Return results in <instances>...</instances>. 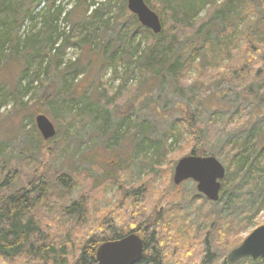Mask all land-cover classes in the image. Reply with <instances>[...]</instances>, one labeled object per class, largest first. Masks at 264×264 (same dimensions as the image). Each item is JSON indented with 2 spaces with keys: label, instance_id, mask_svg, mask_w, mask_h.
<instances>
[{
  "label": "rangeland",
  "instance_id": "rangeland-1",
  "mask_svg": "<svg viewBox=\"0 0 264 264\" xmlns=\"http://www.w3.org/2000/svg\"><path fill=\"white\" fill-rule=\"evenodd\" d=\"M108 1L99 0V15L85 24L77 25L81 8L67 19L62 15L55 20L53 24L56 27L49 25L50 22L44 25L42 17L33 22L26 21L31 29H21L18 55L12 54L15 45H5V61L0 66V157L7 160L12 157L21 169L24 181L33 176L35 168L48 176L53 192L52 200H48L46 205L56 206H52L51 216L60 220L64 230L69 225V217H62V206L77 198H85L89 218L85 229L82 228L85 231L79 228L83 238L98 234L96 231L100 228L103 213L121 198L117 184L103 182L102 170H108L114 177L120 176L134 184L144 185L148 189L147 194H143L145 198L156 200L159 197L156 190L159 189L160 208L179 206L182 227L192 232H200L213 223L219 213H225L249 224L244 233L247 236L264 223L263 167L253 174L249 173L248 166H244L242 171L232 172L226 192L220 194V199L206 202L205 199H208L198 191L197 183L192 179L180 185L174 183L177 161L192 153L187 143L189 132L185 131L178 139L176 131L170 134V130L176 127L182 113L187 110L196 112L204 122L212 115L221 118L224 124L232 122L234 127L225 129L224 135L209 146V155L218 158L226 167L225 144L240 147L251 136L255 138L254 135H258L260 146L264 147V98L218 82L213 84L208 94L203 95L202 87L194 83L198 76L195 65L186 72V83L183 84L176 81L173 73L166 71L144 77L139 69L141 62L150 58V51L146 50L147 39L137 31L136 16L128 9V0ZM76 4V0L61 3L66 11ZM232 5L236 13L247 10L246 20L242 19L238 25L239 31L244 30L247 21L261 23L264 19V0H233ZM208 13L209 7L206 6L201 10L199 19L205 18ZM223 27L222 15H214L201 34L178 45L174 60L183 63L196 53L197 63L208 64L211 59L203 46L204 40L221 38L219 33ZM68 36L75 43L66 48L58 68L64 71V75L61 73L59 79H51V92L54 94L46 99L42 94L47 84L40 87L36 80L31 83L32 70L40 66V79H44L45 68L52 62V58L46 55L55 54L53 39L60 43ZM165 38L168 43L171 41L170 37ZM24 41L26 43H22ZM106 44L114 48L120 46L124 50V59L117 65V73L115 68L102 71L103 61L110 54L104 57ZM135 46H139L138 52L134 50ZM42 58L44 60L40 65ZM26 65L32 69L22 75L21 70ZM254 88L258 89V86ZM119 91L123 94L113 99L114 103L103 104L109 95ZM57 92L70 101L71 112L54 101ZM20 100L23 106L16 108ZM97 108L106 110L102 116L108 120L106 128L99 126V117L95 118L101 114ZM85 109L80 122L81 119L75 115ZM40 113L53 121L57 134L49 140L41 135L43 148L37 149L29 133H34L32 120L36 125L35 118ZM126 122L135 125L134 132H126ZM256 146V149L250 147L251 151L254 150L253 155L260 152V147ZM61 172L71 176L75 184L74 188L64 193L62 189L53 187L55 175ZM116 205L115 216L121 218V207ZM45 209L47 207H42V210Z\"/></svg>",
  "mask_w": 264,
  "mask_h": 264
},
{
  "label": "trees",
  "instance_id": "trees-1",
  "mask_svg": "<svg viewBox=\"0 0 264 264\" xmlns=\"http://www.w3.org/2000/svg\"><path fill=\"white\" fill-rule=\"evenodd\" d=\"M63 1L0 0V66L5 61L4 47L7 43L15 45L12 54L18 55L21 43L19 33L23 27L27 31L31 29V26L27 27L26 21L33 22L42 17L44 25L50 22L49 25L54 26V21L59 20L62 15L67 19L70 14L81 8L80 16H77L79 19L77 25L85 24L93 21L101 9L99 0L91 2L76 0L77 4L66 11L61 5ZM146 2L159 14L163 29L159 34L154 33L141 25L134 14L137 31L146 37V50L150 51V58L141 62L140 74L148 77L166 71L173 73L176 81L183 84L186 72L195 65L198 76L194 83L202 87L203 95L208 94L213 84L218 82L233 85L243 93L264 98V19L261 23L247 21L244 30L239 31L238 25L242 19L246 20L247 10L236 13L232 5L233 0H222L220 3L216 0H146ZM206 6L209 7V13L205 18L199 19L201 10ZM217 14L222 15L224 27L219 33L222 39L217 37L215 40L209 38L204 40L203 46L210 54L209 63L206 65L197 63L196 53L191 54L183 63L175 61L178 45L201 34L209 20ZM40 32L41 30L38 31ZM165 37H170L171 41L168 43ZM26 41L28 42V39ZM57 41L56 39L52 41L55 54L46 55L52 58L51 64L45 68L46 77L40 79L42 72L40 66L32 70L31 83L36 80L40 87L47 84L42 94L46 99L54 94L51 92L53 85L51 79L53 77L59 79L61 73L64 75V71H59L58 68L61 67L66 48L75 43L70 40V36L60 43ZM139 49V46L134 47L137 52ZM105 50L104 57L110 54L103 61L102 71L115 68L117 73V65L124 59V50L120 46L114 48L111 44H106ZM155 54H158L156 58ZM226 59L227 62H224ZM43 60L44 58L41 63L39 61L40 65ZM29 68L26 65L21 70L22 75L32 69ZM255 86H258V89H255ZM122 94L120 91L112 93L103 104L114 103L113 99L120 98ZM55 98L54 101L61 108L68 112L72 111L70 101H66L60 92L56 93ZM20 105L23 106L21 100L16 103V108H21ZM97 111L101 113L95 117L100 118L99 126L106 128L108 120L102 117L106 110L97 108ZM85 113L86 109L79 110L75 116L82 122ZM32 122L34 133L28 132L33 139L31 142H34L33 145L37 149H42L44 139L34 119ZM233 125L232 122L224 124L221 118L214 115L204 122L196 112L187 110L182 113V118L176 127L170 130V134L176 131L180 139L183 133L188 131L187 143L190 153L207 156L211 153L209 146L224 135L225 129H232ZM134 127L135 125L129 122L126 132H132ZM254 137L251 136L240 147L229 143L224 145L226 175L221 195L226 192L232 172L239 169L242 171L244 166L249 167L250 174L260 172L261 167L264 169V151L262 152L264 147L260 146L258 135ZM254 144L257 148L260 147V152L256 155H253L254 150H250V147L255 148ZM33 173L31 178L24 181L15 160L12 157L8 160L0 157V264H97L96 252L102 243L120 239L132 232L138 233L144 240V258L138 264H227L228 252L241 244L246 237L244 233L249 224L225 213H219L213 223L200 232L195 230L192 232L182 227L179 206L160 208L159 189L156 190V194L159 195L156 200L145 198L143 194H147L148 189L144 185L134 184L120 176L114 177L108 170H102L103 182H113L118 186L121 198L115 205L121 207L122 217L115 216L114 205L103 213L100 228L96 231L98 234L83 238L79 228L85 229L89 218L85 198H77L62 206V217H69V225L66 227L67 230H64L60 220L51 216V211L56 206L46 205L48 200H52L53 192L50 190L48 176L44 172H39L37 168ZM73 180L66 172H61L55 175L53 187L62 189L63 193L68 192L75 187ZM205 201L209 202L206 199ZM44 206L47 209L42 210ZM242 262L263 264L260 258L253 260L250 257L239 263Z\"/></svg>",
  "mask_w": 264,
  "mask_h": 264
},
{
  "label": "water",
  "instance_id": "water-1",
  "mask_svg": "<svg viewBox=\"0 0 264 264\" xmlns=\"http://www.w3.org/2000/svg\"><path fill=\"white\" fill-rule=\"evenodd\" d=\"M128 9L137 16L141 25L156 34L161 33L163 29L161 18L146 0H128ZM35 121L45 140L57 134L55 124L46 114H37ZM225 175L226 167L215 156L189 154L177 161L174 183L180 185L192 179L197 183L198 191L208 200L218 201ZM144 253L143 238L138 233L132 232L120 239L102 243L96 252L97 264H138L143 260ZM248 257L253 260L260 258L264 264V223L253 229L241 244L231 249L226 261L227 264H238Z\"/></svg>",
  "mask_w": 264,
  "mask_h": 264
}]
</instances>
